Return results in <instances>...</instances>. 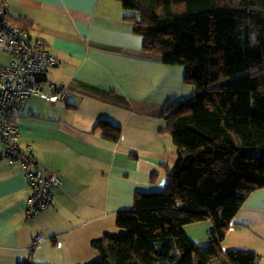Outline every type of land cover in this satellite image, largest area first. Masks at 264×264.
Returning a JSON list of instances; mask_svg holds the SVG:
<instances>
[{
	"label": "crops",
	"instance_id": "0c3cea01",
	"mask_svg": "<svg viewBox=\"0 0 264 264\" xmlns=\"http://www.w3.org/2000/svg\"><path fill=\"white\" fill-rule=\"evenodd\" d=\"M0 4L8 18L30 21L29 42L42 43L56 60L32 80L44 95L56 87L67 94L56 103L33 94L9 118L20 150L30 147L42 176L56 175L59 187L52 189L54 207L28 221L26 171L8 163L0 143V264H93L101 257L93 241L117 233L116 214L132 208L135 194L165 190L162 166L170 170L177 156L162 113L194 89L183 83V66L143 51V38L112 0ZM11 61L0 47V70ZM102 119L121 129L116 144L95 129ZM211 228H201L205 243L184 231L205 245ZM39 236L44 241L34 245ZM221 248L251 251L264 264V189L246 197Z\"/></svg>",
	"mask_w": 264,
	"mask_h": 264
},
{
	"label": "trees",
	"instance_id": "16d2710c",
	"mask_svg": "<svg viewBox=\"0 0 264 264\" xmlns=\"http://www.w3.org/2000/svg\"><path fill=\"white\" fill-rule=\"evenodd\" d=\"M112 1L143 51L183 66L194 91L162 113L177 156L170 170L162 166L165 190L135 194L116 214L117 233L93 241L101 256L93 264H257L255 253L221 243L246 197L264 189V0ZM4 13L37 47L32 23ZM95 129L108 143L120 139L104 119ZM200 222L212 225L203 247L184 231Z\"/></svg>",
	"mask_w": 264,
	"mask_h": 264
},
{
	"label": "built area",
	"instance_id": "2783aa9c",
	"mask_svg": "<svg viewBox=\"0 0 264 264\" xmlns=\"http://www.w3.org/2000/svg\"><path fill=\"white\" fill-rule=\"evenodd\" d=\"M4 12L0 4V47L12 61L0 70V143L4 145L3 156L8 163L17 164L26 171L25 178L31 195L26 202L25 218L33 221L41 211L55 204L52 189L59 186V179L54 174L42 176L40 168L30 157L31 148L20 150L18 128L4 117L11 116L33 94H38L51 103L62 100L67 94L64 87L54 88L50 95L41 92L40 85L32 80V76L48 71L56 64V60L43 48L42 43H38L37 47L29 46L25 33L7 21ZM33 241L35 245L43 242L44 238L39 236Z\"/></svg>",
	"mask_w": 264,
	"mask_h": 264
},
{
	"label": "rangeland",
	"instance_id": "374dc122",
	"mask_svg": "<svg viewBox=\"0 0 264 264\" xmlns=\"http://www.w3.org/2000/svg\"><path fill=\"white\" fill-rule=\"evenodd\" d=\"M2 5V4H1ZM59 187V186H58ZM164 191V189L162 190V192ZM154 193H159V192H154ZM202 224V225H201ZM207 224V222H200V223H195V224H189L185 226L186 231L192 232V237L193 240L195 241V237H199L200 240L198 241L199 243H205V239L203 238V229H201L203 226L205 227V225ZM191 227V228H190ZM190 228V230H189ZM198 246L203 247L206 246L205 245H199L197 243Z\"/></svg>",
	"mask_w": 264,
	"mask_h": 264
}]
</instances>
